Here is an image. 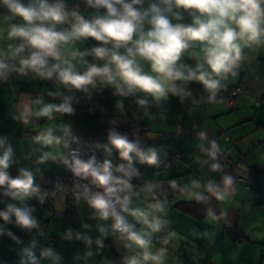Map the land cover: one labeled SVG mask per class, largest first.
Instances as JSON below:
<instances>
[{
    "label": "crops",
    "instance_id": "crops-1",
    "mask_svg": "<svg viewBox=\"0 0 264 264\" xmlns=\"http://www.w3.org/2000/svg\"><path fill=\"white\" fill-rule=\"evenodd\" d=\"M21 2L27 5L30 0ZM156 2L160 0H144L136 7L144 10L150 3ZM47 3L63 4V10L68 13L66 19L60 23L36 21L35 24L51 27L57 32L72 30L76 22L71 15L73 12L86 20L105 14L103 8L93 7L88 0H47ZM166 15L171 23L183 26H195L197 17L206 19L195 9L177 8L174 3L172 11ZM22 24L24 21L20 17L14 16L6 5L0 3V61L8 66L6 77L0 79V139H4V146L11 147L13 151L7 170L10 176H18L20 169L31 172L34 186L39 191L24 201H18L4 195L5 188H0V211H4L9 204L28 207L32 209L31 215L36 219L37 226L23 229L15 223L14 217L8 223L0 220V229L3 230L0 232V264H30L23 250L33 242L32 251L37 264H105V252L114 254V257L108 258L114 264H127L133 257L141 259L142 264H155L152 260H143L144 249L128 239L114 238L115 233L109 229L106 231L100 216L84 199L80 202L74 223L51 218L52 210L65 208V191L50 199L47 208L39 207L41 176H48L53 170L63 171L67 149L84 143L97 151L104 162H110L113 177L127 180L130 188L118 195L122 199L128 196L129 211H121L120 206L119 212L132 225L133 231L149 241L147 251L152 255H161L160 264H264V210L261 209L264 200V41L252 45L239 41L242 59L234 69L236 75L229 74L222 79L221 87L211 99L205 90L197 97L199 100L192 101V89L187 97L182 96L180 91L175 94L169 91L164 98L156 100L138 89L128 92L118 75L113 84L98 76L93 78L94 84L84 86L86 90H78L62 84L57 73L49 79L30 68L20 72V61L38 51L27 40L10 35L13 25ZM149 28L145 20L142 29L147 31ZM136 39L138 34L133 36V41ZM188 45L181 53L177 66L182 70L183 64L190 63L194 71L199 64L206 71L204 45L197 41H188ZM132 46L131 42L127 45ZM21 47L23 50L17 52ZM96 47L112 50V43L103 45L90 37L59 42L56 48L60 59L46 57L48 67L60 64L63 68L70 64L73 71L84 74L93 65L103 67L108 64L115 74L114 64H110L107 58L100 60L92 54V49ZM116 51L125 54L124 47ZM83 53L87 54L79 55ZM136 60L142 75L156 77L148 61L139 57ZM162 83L168 87L169 82ZM116 84L121 85L122 92H117ZM174 84L176 86V82ZM233 87L240 88L241 93L228 107L225 97ZM69 96L72 97L73 113L56 112L51 119L36 115L44 105L59 104ZM177 96L182 98L177 101ZM141 100L145 101L143 105ZM101 105L119 108L120 113L114 118L115 127L109 123L110 116L98 112ZM30 118L40 121V130L27 129ZM136 124L139 127L132 130L131 142L137 143L141 151L155 150L157 157L164 161L169 159L171 152L178 153L180 160L176 167L170 171H152V165L142 163L133 154V175L127 177L124 172L116 171L121 165L127 171L129 165L127 161L120 160L118 151L109 141V133L115 131L122 135L121 127ZM49 132L57 143L49 145L37 141L36 137ZM100 143L104 144L102 148L98 147ZM212 143L218 146L214 157L216 163L210 155ZM2 153L3 149H0V155ZM46 154L47 158L42 159ZM213 164L219 165L218 170L212 169ZM225 171H231V178L235 172L237 176L220 190L224 199H217L213 211L202 219H196L178 209L179 203L195 200L196 195L203 196L207 192L206 185L218 182ZM193 181L200 187L194 188ZM172 182H175V187ZM158 204L163 211L156 208ZM136 210L148 213L150 222L159 218L163 222L160 229L171 230L165 238L168 249L155 241L160 229L153 232L130 214ZM8 232L17 240L7 235ZM60 236L64 237L63 241L58 239ZM46 250H51L52 255L44 256Z\"/></svg>",
    "mask_w": 264,
    "mask_h": 264
},
{
    "label": "clouds",
    "instance_id": "clouds-1",
    "mask_svg": "<svg viewBox=\"0 0 264 264\" xmlns=\"http://www.w3.org/2000/svg\"><path fill=\"white\" fill-rule=\"evenodd\" d=\"M95 8H103L104 15L95 17L93 20H86L77 12L71 13L75 17V24L70 32H57L51 27L35 24L36 21H52L54 23L63 22L68 13L61 3L49 4L47 0H30L25 5L21 0H0L7 6L8 10L24 21L22 25H13L10 35L23 38L38 51L33 52L27 59L20 61V72L25 68H30L38 75L51 79L54 73L58 74V79L62 84L70 85L78 90H86L84 86L94 84V77L103 76L109 84L115 83V76L118 75L128 92L138 89L151 95L154 99L160 100L171 91L177 93L175 81L194 80L200 83L212 98L221 87V80L226 79L229 74L235 76L234 69L242 59V46L239 41L246 45L260 44L264 41V0H160L159 3H150L149 6L141 10L136 7L144 3V0H88ZM173 3L177 8L195 9L206 17H197L194 20L195 26H183L171 23L168 15L172 11ZM164 4L165 7H161ZM147 20L150 28L143 31L142 25ZM138 34V39L133 41V36ZM92 38L103 45L112 43V50L105 47L92 49V54L100 60L108 59L110 64L116 67L113 74L108 64L103 67L91 66L84 74L73 71L69 64L61 67L60 64H53L48 67L46 57L59 60L57 51L59 42L68 43L70 40L78 38ZM188 41H197L204 45V64L207 70H202L203 65H197L196 70H189L187 74L177 66L181 53L188 48ZM132 47H127L129 43ZM125 48V54H120L116 49ZM22 47L16 51H22ZM87 53L79 54L86 55ZM73 55H78L73 53ZM148 61L151 70L156 73V77L142 75L136 58ZM67 63V61H65ZM8 66L0 61V79L6 77ZM162 81L169 82L168 87ZM117 92H122L120 84H116ZM52 95V93H50ZM56 95H59L57 93ZM72 97H65L59 104H46L36 115L39 117L52 118L53 113L71 114ZM37 103H40L37 101ZM145 101L141 100L140 104ZM119 106V105H118ZM27 123V120H25ZM201 137L204 133H200ZM38 142L44 144L57 143L51 133L36 137ZM109 141L113 148L119 152L121 159L128 162L129 168L126 171L121 165L117 172H124L127 177L133 175L131 163L133 154L142 163L156 165L158 163L157 153L153 149L141 151L138 144L128 140L127 136L115 131L109 133ZM5 140L0 139V188H5L4 195L10 196L13 200L24 201L26 198L38 193L39 189L34 186V177L31 172L20 169L19 175L11 177L8 169L11 164L13 151L11 147H5ZM210 155H216L217 144L212 143ZM47 154L42 159H46ZM65 163H68L66 160ZM71 170L74 175L83 178H91L95 184L102 188L103 193L91 195L88 203L100 216L101 219L112 217L114 229L127 234L130 240L140 249H144L142 258L144 261L152 260L155 264H160L161 255H152L147 249L149 241L143 235L133 231L132 225L128 224L124 217L116 209V205H121V211L128 212V196L120 199L118 193L129 189L130 185L126 179L113 177L111 164L105 161L102 167H95L94 161L87 162L79 159L75 153L72 154ZM219 165L213 164L212 169L218 170ZM225 185L231 183V179L225 177ZM175 187V182H172ZM194 188L200 185L193 181ZM205 190L218 200L224 199V194L218 191L211 182L206 185ZM87 193V189H85ZM189 195H192L189 193ZM43 197H41V200ZM195 199L200 200L202 196L196 195ZM156 208L163 211L161 205ZM32 209L28 207H18L14 204L6 206L4 211H0V220L5 223L11 222V217L15 218V223L23 229H32L37 226L36 219L31 215ZM141 223L149 227L153 232L162 227L159 218L148 219V213L136 210L130 213ZM3 230L0 229V232ZM13 240L17 238L8 232ZM18 242V241H17ZM99 243V241L97 242ZM35 242L24 249V256L28 258L30 264H37L32 248ZM44 256L52 255L51 250L43 252ZM127 264H142L141 259L133 257Z\"/></svg>",
    "mask_w": 264,
    "mask_h": 264
},
{
    "label": "built area",
    "instance_id": "built-area-1",
    "mask_svg": "<svg viewBox=\"0 0 264 264\" xmlns=\"http://www.w3.org/2000/svg\"><path fill=\"white\" fill-rule=\"evenodd\" d=\"M160 6L162 7V4H160ZM239 93H241V89L238 87L234 88L231 96L227 97L225 101L226 106L231 107L234 103V97H236V95H238ZM118 111L119 108L116 107H108L105 105H101L100 107H98L99 113H110L111 123H114L116 121V119H114V115ZM29 122L33 125L37 123V121L32 118L29 119ZM73 153H75L76 156L84 162L92 159L94 161V166L97 168L102 167L103 165L98 152L92 149L88 143H85L82 147H70L66 151L65 157L63 159L65 165V169L63 171L53 170L50 175L43 177L44 183L41 189L43 199L38 203L39 207L43 209L47 208L50 204V199L60 195L62 191H65V208L63 210H53L51 212V216L54 219H58L67 223H74L76 221L77 211L81 200L84 199L88 202L91 195H94L96 193H103L104 191L102 188L98 187L91 178H83L81 176L73 174L70 167ZM66 160L68 161V163H65ZM177 160V155L172 156L167 162L158 159V163L155 165V167L168 168L170 165L175 164ZM85 189H87V193L85 192ZM120 199L122 198L120 197ZM120 206V204L116 205L117 211H119ZM261 206L263 208L264 204ZM96 214L99 216L97 212ZM101 220L103 226L108 229L115 230L113 227L115 221L112 217H109L106 220ZM115 231L119 233L117 238L126 236V233H121L117 230ZM60 239H63V237H60ZM163 246H165V244Z\"/></svg>",
    "mask_w": 264,
    "mask_h": 264
},
{
    "label": "trees",
    "instance_id": "trees-1",
    "mask_svg": "<svg viewBox=\"0 0 264 264\" xmlns=\"http://www.w3.org/2000/svg\"><path fill=\"white\" fill-rule=\"evenodd\" d=\"M262 7H264V5H262ZM26 56H27V54H26ZM234 88H236V87H233V88H231V90L229 91V93H228V95L226 94V99H227V97H229V96H231V94H232V91L234 90ZM136 96V95H135ZM226 99H225V101H226ZM195 101V100H199V98H197V97H195V98H193L192 99V101ZM234 102H235V97H234ZM133 105H134V103H133ZM132 105V106H133ZM100 107V106H99ZM120 112H117L115 115H114V117L115 116H118V114H119ZM101 115H108V116H110L109 117V120H110V118H111V115H110V113H100ZM34 120H36V119H34ZM37 121V123L35 124V125H33V124H31L30 122H29V120H28V123H27V129L30 131V130H40V121H38V120H36ZM109 123H110V125H111V127H115L116 126V122H114V123H111L110 121H109ZM140 125V124H139ZM193 125L194 124H192L191 126L193 127ZM110 127V128H111ZM137 127H139L137 124L136 125H134V126H132V127H121V128H124V131H121V133H122V135H125V136H127V138H128V140L129 141H132V133H133V131L132 130H136V129H138ZM6 143V142H5ZM85 144V143H84ZM84 144L82 145V146H84ZM82 146H80V147H82ZM70 148V147H69ZM68 148V149H69ZM67 149V150H68ZM118 155H119V152H118ZM175 155H177L178 156V160L175 162V164H172V165H170L168 168H164V167H159V168H156L155 167V165H152V171H170L172 168H174V167H176L177 166V163H178V161L180 160V155L178 154V153H174V152H171L170 153V157H169V159L168 160H170V158L172 157V156H175ZM100 159H101V156H100ZM158 159H160V160H162V161H164L163 159H161V158H159L158 157ZM102 160V159H101ZM168 160H166L165 162H167ZM216 161H217V159L216 158H214V160H213V162H215L216 163ZM221 161H222V159H221ZM102 162L104 163V161L102 160ZM226 173L224 174V176L222 177H220L219 179V181L218 182H214L213 183V185L214 186H216L217 187V189H218V191H220L221 189H223L224 188V186H225V183H224V179H225V177H228V178H230V179H235L236 178V172L233 174V176H232V178H231V176H230V174H231V171H225ZM222 173V172H221ZM46 175H42L41 176V179H42V186H43V183H44V178L43 177H45ZM42 186H41V188H40V191H41V189H42ZM216 202H217V199H216V197L214 196V195H212L211 193H209V192H206L203 196H202V199H200V200H197V199H193V200H188V201H183V202H181V203H179L178 204V209L179 210H181V211H183L184 213H187V214H189L190 216H192V217H194V218H196V219H202V218H204L208 213H210L211 211H213L214 209H215V206H216ZM151 205L153 204V202H151L150 203ZM264 204V200H263V202H262V205ZM79 208V207H78ZM53 211V210H52ZM51 211V212H52ZM78 212V211H77ZM51 218H53L52 216H51ZM54 219V218H53ZM56 220H58V219H56ZM59 221H61V220H59ZM108 229V228H107ZM109 230H111V229H109ZM111 231H113L114 233H115V235H114V238H116V239H127V234H126V236H124V237H121V238H117V236H118V234L119 233H117L115 230H111ZM171 232V230L169 229V228H162V229H160V232L157 234V236L155 237V241H157L158 242V244H160V246H162V244L164 245L165 244V246L163 247V248H167L168 249V242H167V240H165V238H166V236L167 235H169V233ZM60 237H63V236H60ZM60 237L58 238L59 240H61V241H63L64 240V237H63V239H60ZM49 244H51V242L49 241Z\"/></svg>",
    "mask_w": 264,
    "mask_h": 264
},
{
    "label": "rangeland",
    "instance_id": "rangeland-1",
    "mask_svg": "<svg viewBox=\"0 0 264 264\" xmlns=\"http://www.w3.org/2000/svg\"><path fill=\"white\" fill-rule=\"evenodd\" d=\"M192 69V66H191V64L190 63H187V64H183L182 65V70H185L184 72H185V74H187V72L189 71V70H191ZM176 82V88H177V91H180V94L183 96L184 95V97H187V95H188V92H190V90H192L193 89V92L191 93L192 95V97H190V99H192V98H194V97H200L201 95H200V93L202 92V93H204V91H205V89H204V87L200 84V83H198V82H196V81H194V80H189V81H182V80H178V81H175ZM198 84H200L201 85V87L198 85ZM177 98V101H179L182 97H180V96H177L176 97ZM222 101H224L223 99H222ZM221 104H223V103H221ZM226 111V110H225ZM120 131H124V128H120ZM104 144L103 143H100L99 145H98V147H100V148H102V146H103ZM94 146H96L95 144H94ZM100 150H102V149H100ZM120 160H122V159H120ZM250 160V162L252 163L253 162V158H251V159H249ZM144 166V165H143ZM262 168H264V167H262ZM253 171V170H252ZM262 180H264V169H262ZM249 181H251V180H249ZM249 181H247V183H249ZM262 185L264 186V183H262ZM245 187H246V185H245ZM248 187V186H247ZM142 190V189H141ZM261 209L262 210H264V207L262 208V206H261ZM262 214H263V212H262ZM103 225V224H102ZM104 227V229L106 230V231H108L107 230V228L105 227V226H103ZM162 247H164L163 245H162ZM111 257H114V254L113 253H108V252H105L104 253V255H103V260L105 259V258H107V262L105 263V264H114V261L113 262H111L108 258H111Z\"/></svg>",
    "mask_w": 264,
    "mask_h": 264
}]
</instances>
